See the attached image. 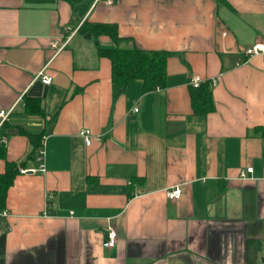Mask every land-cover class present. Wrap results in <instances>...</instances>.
<instances>
[{"label": "crops", "instance_id": "1", "mask_svg": "<svg viewBox=\"0 0 264 264\" xmlns=\"http://www.w3.org/2000/svg\"><path fill=\"white\" fill-rule=\"evenodd\" d=\"M84 22L120 41L82 35ZM257 43L264 0H0V174L17 169L0 264L264 261V53H244ZM116 46L168 53L163 85H115L97 50ZM194 76L211 90L206 114ZM30 134L44 172H19L39 167Z\"/></svg>", "mask_w": 264, "mask_h": 264}, {"label": "trees", "instance_id": "2", "mask_svg": "<svg viewBox=\"0 0 264 264\" xmlns=\"http://www.w3.org/2000/svg\"><path fill=\"white\" fill-rule=\"evenodd\" d=\"M78 31L86 37H97L99 35L109 36L115 43L120 41L117 37L114 26H106L99 24H90L84 22ZM98 55L106 57L111 62V79L112 82L121 89L125 88L134 80H140L143 84L144 91H151L156 87H161L166 77V62L168 53L160 51H143L136 47L122 48L112 47L109 49L98 48ZM198 95L193 98V104L196 113L206 114L213 109L211 90L209 85L199 86ZM36 103V104H35ZM37 101L24 103L26 113H37ZM32 144H40L37 135H29ZM37 142V143H36ZM2 155V154H1ZM17 169L12 163H8L6 171L0 174V210L4 207L5 195L9 186L12 184L13 177Z\"/></svg>", "mask_w": 264, "mask_h": 264}, {"label": "built area", "instance_id": "3", "mask_svg": "<svg viewBox=\"0 0 264 264\" xmlns=\"http://www.w3.org/2000/svg\"><path fill=\"white\" fill-rule=\"evenodd\" d=\"M107 3H109V1H107ZM64 46L65 44L59 45V43L56 40H53L52 42L53 48L61 49ZM244 53L246 56H252V55L264 53V43L254 44L251 47L246 48ZM38 76L42 84H49L51 82V77L47 75H42L40 73ZM214 82L215 81L212 80L211 83L214 84ZM201 83H202V79L198 76H194L190 80V85L194 89L198 88L201 85ZM134 111L136 112L137 109H134ZM9 114H10V111H6V112L0 111V127L3 123V120H5ZM79 135L83 138L86 145L90 144L92 134L89 130H81ZM5 143H6V138L3 136H0V144H5ZM37 160L39 161V167L37 169H20L19 172L20 173H27V172L33 173L36 171H40V172L45 171V148H44L43 143L37 149ZM250 172H252V168H247L244 171L242 170L240 172V177L245 178V174L250 173ZM180 195H181V190L178 187L166 191V197L170 200H176L180 197ZM6 216L7 214L5 211H0V218H4ZM115 244H116V232L114 229L110 228L107 232L106 242L104 243V247L113 248Z\"/></svg>", "mask_w": 264, "mask_h": 264}, {"label": "rangeland", "instance_id": "4", "mask_svg": "<svg viewBox=\"0 0 264 264\" xmlns=\"http://www.w3.org/2000/svg\"><path fill=\"white\" fill-rule=\"evenodd\" d=\"M257 264H264V261H262V257H260V261H258Z\"/></svg>", "mask_w": 264, "mask_h": 264}]
</instances>
